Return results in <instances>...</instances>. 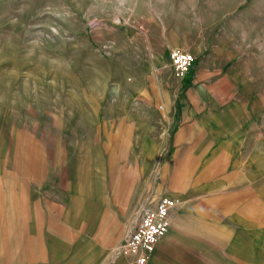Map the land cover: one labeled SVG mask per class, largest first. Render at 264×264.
I'll list each match as a JSON object with an SVG mask.
<instances>
[{
    "label": "rangeland",
    "instance_id": "1",
    "mask_svg": "<svg viewBox=\"0 0 264 264\" xmlns=\"http://www.w3.org/2000/svg\"><path fill=\"white\" fill-rule=\"evenodd\" d=\"M197 47L219 65L218 112L186 99L200 60L183 78L171 65V50ZM237 104L252 198L248 175L264 171V0H0V262L136 264L124 239L163 195L177 196L173 224L183 214L209 230L240 214L215 209L216 164L200 161L218 133L201 121L212 113L231 135ZM169 238L150 264L163 251L161 264H189L191 252L210 264L216 252L203 237Z\"/></svg>",
    "mask_w": 264,
    "mask_h": 264
},
{
    "label": "crops",
    "instance_id": "2",
    "mask_svg": "<svg viewBox=\"0 0 264 264\" xmlns=\"http://www.w3.org/2000/svg\"><path fill=\"white\" fill-rule=\"evenodd\" d=\"M202 50L203 48L198 47L196 50H193L196 59H199V62H201V68L197 71V73H195L193 92L191 95H188L186 99L197 100V103H193L195 107L200 106L206 110L207 108H211L212 113L213 109L218 112V103L211 102L210 100L217 98L219 95L217 89H215L217 83L220 82V80H215V68H218L219 65H216V63L211 61V57L213 54L215 55L214 52L211 51V53L201 56L200 53ZM206 57H208V59L207 61H204ZM222 83H226L223 78ZM213 106L216 107L213 108ZM244 109L245 108H241L239 104L233 108L231 113V128L233 129V133H231V135L228 130H224L229 126H225L226 124L222 121H220V123L217 116L212 113H209L210 118L216 120L213 122L201 121L202 127H200V129L205 131L209 130L212 133L216 131L218 132L211 135L210 142L208 141L209 150L204 149L200 153L201 163L205 162L207 160V154H210L208 162L211 165V169L213 168L214 163L216 164V178H214V174L211 175V178L216 179V184L219 188V190L217 189L215 191L217 198L215 209H232L240 211L241 213L235 214L230 218L216 220L215 224L212 223L210 225L209 230H205L204 227L202 228L201 226H197L195 223H191L190 219L183 217V214H179L180 217L175 220L173 227L160 241H164L166 237H182L188 239L191 238L193 240L203 237V240L206 239L211 243V245H215L214 248H211L212 250H216V252L213 254L215 257L213 255L210 257V264H264V171L257 170L254 174L250 173L248 175L249 179L253 177L257 180L256 187H253V193L251 195L253 197L251 198L249 185L246 187L247 189H245V191H243L242 186L243 164L247 159H245V155L243 154V145L248 136L246 132L249 123L248 119L245 120L243 115L238 112H242ZM245 111L248 112V109H245ZM254 124L259 127V123ZM194 127H198V124L195 123ZM245 128L246 131H244ZM201 147H207L206 143H202ZM231 170H233V173H231ZM229 177L235 179L231 187L228 186ZM177 184L181 185V182H177ZM212 184L211 187H213ZM228 188L234 190L232 191L233 193L229 191ZM228 195H232V202L229 201ZM174 197L177 196L175 195ZM213 198L214 197L211 198L212 201ZM218 200L220 203H218ZM212 206L213 204H211V207ZM186 208V205L183 207L181 206L182 211L187 210ZM212 208L214 209V207ZM251 209L253 211L256 209V218L254 217L255 214H252L253 217H250ZM187 226H191L193 228L191 230L194 233L193 235L176 234L179 228L181 229V227H183L182 229H185L188 228ZM171 231L173 233L170 234ZM178 240L180 239L178 238ZM4 253L5 245L0 239V259L4 258ZM190 254H193V256H189V264H208L204 261V258L202 259L201 257H196L194 255L196 253L191 252ZM157 256H159V258ZM163 256L164 251L163 253H155L153 264H156V259L159 260L161 264V258L163 259ZM151 259L148 264L152 262ZM0 264L4 263L1 261Z\"/></svg>",
    "mask_w": 264,
    "mask_h": 264
},
{
    "label": "built area",
    "instance_id": "3",
    "mask_svg": "<svg viewBox=\"0 0 264 264\" xmlns=\"http://www.w3.org/2000/svg\"><path fill=\"white\" fill-rule=\"evenodd\" d=\"M195 56L185 50L170 51V61L176 76L185 77L195 63ZM178 206L174 197L163 195L144 207L130 233L124 239L122 250L136 264H148L158 243L173 226L172 212Z\"/></svg>",
    "mask_w": 264,
    "mask_h": 264
}]
</instances>
